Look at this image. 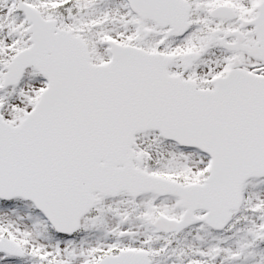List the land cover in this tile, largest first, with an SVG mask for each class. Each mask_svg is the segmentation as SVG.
<instances>
[{"label": "snow or ice", "instance_id": "obj_1", "mask_svg": "<svg viewBox=\"0 0 264 264\" xmlns=\"http://www.w3.org/2000/svg\"><path fill=\"white\" fill-rule=\"evenodd\" d=\"M0 264H264V0H0Z\"/></svg>", "mask_w": 264, "mask_h": 264}]
</instances>
